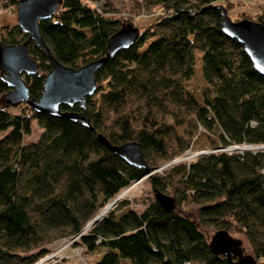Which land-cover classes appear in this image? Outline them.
Listing matches in <instances>:
<instances>
[{
  "label": "trees",
  "instance_id": "trees-1",
  "mask_svg": "<svg viewBox=\"0 0 264 264\" xmlns=\"http://www.w3.org/2000/svg\"><path fill=\"white\" fill-rule=\"evenodd\" d=\"M143 17L129 46L105 57L109 37L134 19L108 12L111 0H60L38 28L50 54L77 68L104 58L85 97L91 128L5 99L0 71V264H33L63 238L82 250H100L80 264H237L213 251L200 226L225 229L247 241L255 264H264V148L227 152L217 148L264 144V75L220 29L221 9L237 1L136 0ZM17 0H0L16 9ZM247 18L264 27V0ZM125 14V13H124ZM130 15V14H129ZM123 20H128L123 23ZM5 44L25 42L37 71L24 74L29 98L37 99L50 69L45 50L15 22L0 27ZM199 54L201 102L183 82ZM60 109L80 111L78 103ZM41 129L23 143L31 121ZM184 126L181 134L176 127ZM198 126L216 129L214 151L188 163L161 164L181 155ZM135 141L145 167L124 162L102 143ZM217 149V150H216ZM153 171V172H152ZM145 177L152 190L172 198L164 208L153 198L140 211L114 207L79 234L115 195Z\"/></svg>",
  "mask_w": 264,
  "mask_h": 264
},
{
  "label": "water",
  "instance_id": "water-1",
  "mask_svg": "<svg viewBox=\"0 0 264 264\" xmlns=\"http://www.w3.org/2000/svg\"><path fill=\"white\" fill-rule=\"evenodd\" d=\"M59 2L60 0H17L16 23L29 39L45 50L50 69L44 76L43 90L39 97L30 99L23 75H30L37 71L36 61L30 56L26 42L5 44L0 41V71L10 87L5 99L11 103L26 102L35 111L78 121L83 126L91 128L86 114L85 97L91 95L95 89L94 72L103 64L104 58L94 59L73 68L60 63L50 54L48 47L42 40L37 22L39 19L50 17ZM220 9L222 15L219 22L221 31L241 45L252 67L258 73L264 75V27L260 23L247 18L232 20L228 17L223 6H220ZM136 33L137 28L131 24L122 25L109 37L105 46V57L129 46ZM70 103H78L80 111L60 109V105ZM96 137L98 142L105 145L109 151L116 154L127 164L134 167H145V161L137 142L128 141L121 144H110L102 135L97 134ZM234 147L237 148L238 146ZM244 147L260 149L264 148V144ZM153 196L164 208L170 209L173 207L172 198L169 195L153 190ZM118 199V195H115L88 221L79 234L96 223L106 211L116 204ZM239 244V241L231 237L225 229H218L209 241V247L213 251L222 253L228 259L232 256L236 257L237 264H255L251 255L242 254ZM48 257L33 264H40Z\"/></svg>",
  "mask_w": 264,
  "mask_h": 264
},
{
  "label": "rangeland",
  "instance_id": "rangeland-1",
  "mask_svg": "<svg viewBox=\"0 0 264 264\" xmlns=\"http://www.w3.org/2000/svg\"><path fill=\"white\" fill-rule=\"evenodd\" d=\"M111 1H112L111 2L112 6L106 7L108 12H111V14L112 13L116 14L121 12L126 17H130L131 14L133 15L134 19L129 21L123 20V23H125V21H128L130 22L129 24H131L133 27H137L139 24H147L150 22L151 19L147 17H143L144 13H142L141 12L142 9L137 6L136 0H111ZM235 1L237 2L234 3L233 6L227 9V15L232 20H236V18L239 17V14L241 12H245L248 15H252L255 11L258 10L257 8L258 3L257 5L252 3L253 0H235ZM222 2L223 0H218V3H222ZM15 22H16V9H14L13 6L7 7V9L4 8V10L0 12V27L10 25ZM202 86H205V82L201 75L199 54L195 53V61H194L192 75L183 82V88L187 94L193 96L196 101L201 102ZM0 104L3 105L4 102L1 100ZM183 129H184L183 125L176 127V131L179 134L182 133ZM40 132L41 129L36 125L35 120H32L30 134L23 136L22 139L23 143L35 141L38 138ZM216 142H217V132L215 128L211 130H206L202 126H198L197 132L193 136L190 146L181 155L173 158L168 162L161 164L153 171H160L170 162H174L176 160L188 163L202 152L207 153L210 151H214L215 149L212 148V145L213 143ZM239 147L241 146L235 148L234 146L229 145L217 149H221L227 152H234V151H241L242 149H240ZM263 175H264V170H263ZM128 187H129V191L124 196L119 198V199H124L128 202V204L125 207L128 206L136 211H140L148 204L149 201H151L154 198L153 190L145 177H142L141 179L132 182ZM114 206L115 204L113 205V207ZM200 229L202 230L206 238L210 240L211 236L220 228L207 225V226H200ZM229 235L239 241L240 243L239 246L242 254L251 255L248 243L242 235L236 233L235 234L232 233ZM72 240L73 239L63 238L51 244L49 246L48 253L43 255L36 262L49 256L40 264H80L85 262L90 263L98 257L100 250H95L92 252L84 249L82 250V247L80 245L73 244Z\"/></svg>",
  "mask_w": 264,
  "mask_h": 264
},
{
  "label": "bare ground",
  "instance_id": "bare-ground-1",
  "mask_svg": "<svg viewBox=\"0 0 264 264\" xmlns=\"http://www.w3.org/2000/svg\"><path fill=\"white\" fill-rule=\"evenodd\" d=\"M244 148H245L244 146L243 147H240V149H242V150ZM245 149H253V148H245ZM128 191H129V187H127V188L123 189L122 191H120L118 193V198H121L122 196H124Z\"/></svg>",
  "mask_w": 264,
  "mask_h": 264
},
{
  "label": "built area",
  "instance_id": "built-area-1",
  "mask_svg": "<svg viewBox=\"0 0 264 264\" xmlns=\"http://www.w3.org/2000/svg\"><path fill=\"white\" fill-rule=\"evenodd\" d=\"M4 10V7L0 6V12H2ZM183 264H191L190 262H185Z\"/></svg>",
  "mask_w": 264,
  "mask_h": 264
}]
</instances>
